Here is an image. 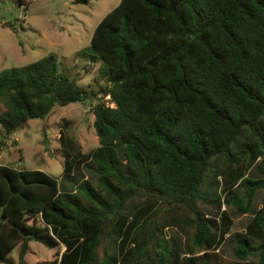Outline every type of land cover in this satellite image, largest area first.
I'll list each match as a JSON object with an SVG mask.
<instances>
[{"label": "trees", "instance_id": "obj_1", "mask_svg": "<svg viewBox=\"0 0 264 264\" xmlns=\"http://www.w3.org/2000/svg\"><path fill=\"white\" fill-rule=\"evenodd\" d=\"M90 43L107 100L61 72L54 54L0 72L7 133L82 101L98 137L83 153L60 133V182L0 164V264L17 245L21 263L32 240L64 246L36 264H264L263 210L227 261L220 247L233 223L228 211L211 218L198 205L247 213L264 190V0H120ZM211 164L219 192L201 188L211 183ZM167 228L183 241L165 238ZM103 234L116 249L100 256Z\"/></svg>", "mask_w": 264, "mask_h": 264}, {"label": "rangeland", "instance_id": "obj_2", "mask_svg": "<svg viewBox=\"0 0 264 264\" xmlns=\"http://www.w3.org/2000/svg\"><path fill=\"white\" fill-rule=\"evenodd\" d=\"M120 0H0V72L11 66L27 64L47 54H54L59 70L75 79L87 92L100 93L106 87V81L97 73L100 59L93 61L95 53L91 47L92 32L100 19ZM104 100L109 99L106 92L101 94ZM4 100H0V113L6 111ZM92 107L87 102H73L67 105H56L43 118L29 119L22 126L9 133L0 124V164L19 169H40L61 181L64 157L60 142V133L72 138L83 153L92 151L98 145V137L93 127ZM243 141V137L239 138ZM220 157L212 158L215 162ZM213 164L207 176L209 187L202 185L203 190H214L216 180L212 179ZM90 176V172L82 169ZM256 175V171L251 172ZM79 178L78 174L75 175ZM91 177V176H90ZM66 179L62 182L65 185ZM67 189H72L69 181ZM219 192V187L217 189ZM213 193V191H210ZM142 198H132L127 203L128 214L139 204ZM163 202L159 206L163 207ZM201 212L208 217H218L221 210L228 211L233 223L227 237L220 247L221 256L230 261L234 257L233 249L236 239L244 231L245 225L253 212L264 211V190L259 189L253 200V209L247 213H238L236 208L222 204L198 203ZM254 210V211H253ZM165 238L170 241H183L181 234L174 228L165 230ZM116 239L113 235L103 234L97 245V252H114ZM20 245L14 247L1 264H36L59 257L62 244L46 247L38 241H29L24 259L19 261Z\"/></svg>", "mask_w": 264, "mask_h": 264}]
</instances>
